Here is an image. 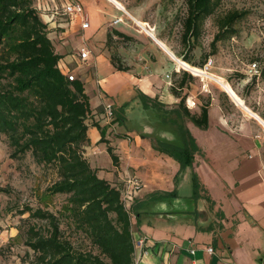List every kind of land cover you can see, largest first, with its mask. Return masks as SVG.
Here are the masks:
<instances>
[{"label":"trees","instance_id":"1","mask_svg":"<svg viewBox=\"0 0 264 264\" xmlns=\"http://www.w3.org/2000/svg\"><path fill=\"white\" fill-rule=\"evenodd\" d=\"M222 1L183 0L180 40L189 51L209 17L217 28L211 47L237 35L236 25L248 11L233 9L218 15ZM115 34L128 39L123 33ZM61 57L34 0H0V135L6 140L10 159L19 161L29 155L44 174L51 175L44 196H64L57 213L29 205L18 211L20 216L27 214L21 219L26 224L24 245L32 251L25 264H136L130 221L136 211L124 207L122 185L98 177L84 155L89 127L98 129L99 142L104 141V130L97 123L88 124L93 116L89 97L80 80H69L59 70ZM184 61L191 64L187 57ZM110 63L117 71H128L113 56ZM259 65V77L264 78V57ZM189 80L191 76L183 72L170 93L179 99L181 114L205 130L209 104L201 105L198 113L187 109V96L182 92ZM178 132V143L158 140L154 149L173 158L180 169L192 167L198 151L195 140L183 124L178 125ZM107 152L116 163L110 146ZM192 188V198L197 200L196 174H192ZM165 194L174 196V192ZM77 239L82 241L76 243Z\"/></svg>","mask_w":264,"mask_h":264},{"label":"rangeland","instance_id":"2","mask_svg":"<svg viewBox=\"0 0 264 264\" xmlns=\"http://www.w3.org/2000/svg\"><path fill=\"white\" fill-rule=\"evenodd\" d=\"M38 1L34 0L35 4ZM113 1L118 6L109 0H80L81 3L85 2L83 3L85 21L89 23L94 21L96 28L91 34L88 33L90 28L87 30L76 28L77 31H72L70 37L66 39L68 42L63 44L65 45L63 51L76 54L81 47H85L94 56L102 54L108 59L113 56L115 63L127 67L129 73L138 77L156 76L169 91L171 87L177 85L183 72L188 73L191 80L182 92L187 96L185 99L187 109L192 113L195 110L199 112L201 105L209 104L208 127L210 125V129H205L207 131L204 133L192 124L193 132L190 131L200 145L202 144L203 154L206 153L207 157H210L213 154L217 155V152H232L235 147H238L246 154L262 157L264 161V126L250 114V112L253 113L264 122V78L259 77L258 72L259 61L264 57V0H223L218 9V15L233 9L248 11L247 16L236 25L237 35L217 42L214 48L211 47L210 43L217 28L214 18L209 17L205 20L200 39L191 51L180 40V20L184 14L183 0ZM46 3L49 6L54 3L53 6L60 11V0H46ZM42 12L41 7L39 13ZM62 18L69 23L67 16ZM73 26L76 27L75 23ZM115 32L123 33L128 39H123ZM53 41L56 43L55 39ZM170 54L182 61L187 57L191 62L190 65L202 71L208 64L209 68L206 72L228 83L244 107L237 104L214 80L197 76L192 71L180 67ZM72 75L74 79L81 77L77 71ZM86 90L88 93L91 92L88 87ZM136 97L145 107L143 109L146 113L143 114L142 120L134 109L128 112L130 104L125 103L123 109L111 106L112 116H107L105 110H103V116L93 114L88 124L97 123L103 128L104 135L108 130L110 136L114 138L121 135L127 136L124 133L136 131L138 122L145 125L144 131L150 133H140L143 137L145 135L154 137L161 130H166L178 138V125L191 124V121L178 109L179 99L176 104L170 106L164 104L162 102L164 100L158 95L155 98H149L136 94ZM189 99L193 105L189 104ZM125 114L130 116L129 124L124 117ZM92 131H98V129L90 127L88 130L91 144L86 148L88 154L85 157L88 158L91 166L98 164L102 168H108L111 158L105 150L107 142L105 139L98 144L92 142ZM218 136L231 138V140L224 139L226 144L221 146L223 149H219L220 144L215 148L209 143ZM116 144L123 167L134 170L136 160L133 153L131 155L129 153L126 138L119 137ZM212 147L215 149H210ZM203 154H200L203 160L202 166L198 167L200 179L192 167L180 169V172H174L173 177L178 183L182 181V185L179 189L173 186L172 192L182 197H192V174H196L197 177L199 198L201 192L207 189L202 190V183L210 188L213 187L207 179V171L210 167L204 160ZM149 158L152 157L149 156ZM148 161L150 160L147 159ZM213 167L218 168V166ZM97 175L101 176L100 173ZM51 178V175L44 174L34 164L29 155L19 161L10 159L6 140L0 135V264H25L32 258V251L24 245L26 224L21 222L27 214L20 216L18 211L23 206L29 205L32 208L41 207L57 213L64 202V196L49 197L43 194ZM140 185L138 195L144 192L141 182ZM217 188L219 189L218 186L213 188L216 193ZM61 228L67 235L70 233L64 222ZM175 229L180 233L178 228ZM72 240L75 241V238L73 237ZM81 241L77 239L76 243Z\"/></svg>","mask_w":264,"mask_h":264},{"label":"crops","instance_id":"3","mask_svg":"<svg viewBox=\"0 0 264 264\" xmlns=\"http://www.w3.org/2000/svg\"><path fill=\"white\" fill-rule=\"evenodd\" d=\"M70 1L80 4L82 8L85 3H81L80 0H60V11L53 6L54 3L49 6L46 0H39L35 6L38 11L43 8V12L39 13L40 17L47 24L48 37L56 52L62 56L58 62L59 70L63 74L72 75L76 71L80 74L78 80L83 83L93 114L103 116V109L106 107H121L129 103L128 112L134 109L142 120L146 112L136 94L149 98L158 95L164 100L162 101L164 104L170 106L178 102L156 76L138 77L128 71H117L110 63V59L102 54L94 56L85 47H81L76 54L63 51L65 46L63 44L68 42L66 39L70 37L72 31H77L76 28L81 30L90 28L89 34L96 28L94 21L90 23L86 21L88 26L82 27L85 16L65 13L64 8ZM62 16H67L69 23ZM74 23L76 27L73 26ZM83 51L88 52L85 60L80 58ZM87 87L90 93L87 92ZM98 107L99 110H96ZM194 113H198V110ZM124 117L129 124L130 116L125 114ZM136 127V131L124 133L127 136L121 135L117 138L111 137L108 130L105 131L104 139L107 142L105 150L107 151V146H110L118 160L116 163L111 160L108 168H102L98 164L92 166L97 174H101L100 178L111 184L122 185L128 177H134L142 183L144 192L136 195L131 205L136 214L130 217L133 241H142L139 247L134 248L136 264H264L262 157L246 154L238 147L232 152H217V155L207 157L206 153L203 154L202 144L200 145L193 136L198 153L194 155L192 168L200 179L198 167L202 166L200 154H203L210 167L207 179L213 187L210 188L200 180L202 190L207 189L206 192H201V197L197 200L176 193L174 196H168L165 193H171L173 186L179 189L182 185V181L178 183L173 177L174 172H180V166L168 155L156 151L154 146L158 140L178 143V138L166 130H161L154 137L148 135L143 137L140 133L150 134L144 131L145 125L138 122ZM186 128L189 132L192 131V123L186 124ZM92 132V142L98 144L100 133ZM119 137L128 141L129 153L130 155L133 153L136 160L134 170L123 167L121 163L116 146ZM226 138L214 137L209 143L215 148L220 144L219 149H223L221 146L226 144L224 140ZM90 144L89 140L88 146ZM214 147L210 149H215ZM86 148L85 156L88 154ZM147 159L150 161L147 162ZM213 166L218 168L215 169ZM217 186L219 189L217 188L216 193L213 188ZM175 228H178L180 233ZM208 248L212 250L211 253L207 251Z\"/></svg>","mask_w":264,"mask_h":264},{"label":"built area","instance_id":"4","mask_svg":"<svg viewBox=\"0 0 264 264\" xmlns=\"http://www.w3.org/2000/svg\"><path fill=\"white\" fill-rule=\"evenodd\" d=\"M65 13H78L81 17H84V13H83V8L80 4L74 2V1H70L64 8ZM119 22V21H116ZM88 26V23L86 21L82 22V27L85 28ZM88 57V52L87 51H83L80 53V58L82 60L87 59ZM255 66V65H253ZM209 68V65L206 64L203 67V72H206L207 69ZM68 76L69 80H73L74 77L71 74H65ZM166 78H168V76L166 75ZM105 113L107 114V116H112V110L111 107L108 106L105 109ZM141 185L140 182L138 181V179L134 178V177H128L125 179V181L122 184V189H121V201L124 205V207L126 209H130L131 205L137 195V192L140 190ZM142 241H135L134 242V248L139 247L141 245ZM207 251L209 253H211V249L208 248ZM192 252V251H191Z\"/></svg>","mask_w":264,"mask_h":264},{"label":"bare ground","instance_id":"5","mask_svg":"<svg viewBox=\"0 0 264 264\" xmlns=\"http://www.w3.org/2000/svg\"><path fill=\"white\" fill-rule=\"evenodd\" d=\"M110 2H113L114 4H116L118 6L117 3H115L113 0H109ZM121 8V7H119ZM157 43L163 47V45L161 43H159L157 41ZM164 48V47H163ZM171 55V54H170ZM172 56V55H171ZM173 57V56H172ZM177 64H179L180 67H183L185 69H188L190 71H192L195 75L197 76H203V77H207V78H210L212 80H214L216 83H218L220 85V87L222 88L223 91H225L235 102H237V104L241 105L244 107V105H242V101L239 99V97L237 96V94L234 92V90L231 88V86L224 82L222 79L220 78H216L212 75H209L207 72H203L202 70H200L199 68H196L188 63H186L185 61H182V60H178L176 59L175 57H173ZM189 104L190 105H193V102L189 99L188 100ZM251 115H253L257 120H259L262 125L264 126V122L262 120H260L256 115H254L253 113L250 112Z\"/></svg>","mask_w":264,"mask_h":264}]
</instances>
